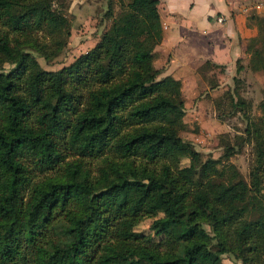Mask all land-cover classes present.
I'll return each instance as SVG.
<instances>
[{
  "label": "trees",
  "instance_id": "trees-1",
  "mask_svg": "<svg viewBox=\"0 0 264 264\" xmlns=\"http://www.w3.org/2000/svg\"><path fill=\"white\" fill-rule=\"evenodd\" d=\"M63 1L0 0V264H101L119 247L121 264H264V117L236 86L214 101L245 121L248 183L180 138L181 82L153 65L158 0L117 16L109 3L112 25L89 50L42 69L32 52L53 59L68 35ZM250 18L246 67L264 76V14ZM221 146L223 159L237 149ZM143 218L151 234L135 231Z\"/></svg>",
  "mask_w": 264,
  "mask_h": 264
},
{
  "label": "rangeland",
  "instance_id": "rangeland-1",
  "mask_svg": "<svg viewBox=\"0 0 264 264\" xmlns=\"http://www.w3.org/2000/svg\"><path fill=\"white\" fill-rule=\"evenodd\" d=\"M128 0H64L59 4L55 2L54 8H59L62 15L68 22V35L64 37V46L59 54L50 60H44L37 53L32 52L39 66L44 70L56 71L70 64L77 56L85 53L97 42L105 32L102 24L107 18L106 27L112 25L110 15H105L106 9L111 4L112 16H117L125 9ZM162 15L161 7L158 9ZM95 15V20L90 16ZM243 65L239 73H233L238 77V85L232 82V75L226 74L224 69L214 68L206 73V70L198 69L199 80L196 84L184 83L182 91L184 113L182 121L184 129L178 135L184 141L192 144L198 151L201 160L213 158L219 160L220 164L232 163L237 169L240 177L248 183V173L253 161L252 144L242 142L245 121L240 113L229 114L231 109L227 100L224 99L218 110H215V99L227 89L237 88L240 95L246 102L247 110L251 118L264 117L262 106L264 105V76L260 72L251 71ZM9 64L3 65V70L9 69ZM206 68V66H205ZM191 88L194 92H191ZM225 93V92H224ZM229 112L224 117L218 114ZM228 141L232 146L237 147L236 152L227 159L222 158V142ZM183 163H186L184 161ZM264 202V183L258 196ZM151 218H143L135 226V231L144 234H151L149 224ZM209 230L208 226L205 227ZM125 247H119L111 252L109 258L101 259V264H121L127 254ZM221 264H241L229 254L222 255Z\"/></svg>",
  "mask_w": 264,
  "mask_h": 264
},
{
  "label": "crops",
  "instance_id": "crops-1",
  "mask_svg": "<svg viewBox=\"0 0 264 264\" xmlns=\"http://www.w3.org/2000/svg\"><path fill=\"white\" fill-rule=\"evenodd\" d=\"M159 7L162 40L154 48L153 65L159 77L169 75L181 82V94L185 82L199 80V68L209 72L207 62L223 66L232 76L236 63H247L245 41L256 33L250 16L264 14V0H158ZM106 22L105 32L110 29Z\"/></svg>",
  "mask_w": 264,
  "mask_h": 264
},
{
  "label": "built area",
  "instance_id": "built-area-1",
  "mask_svg": "<svg viewBox=\"0 0 264 264\" xmlns=\"http://www.w3.org/2000/svg\"><path fill=\"white\" fill-rule=\"evenodd\" d=\"M217 21H218V22H220V21H221V19H220V18H217Z\"/></svg>",
  "mask_w": 264,
  "mask_h": 264
}]
</instances>
